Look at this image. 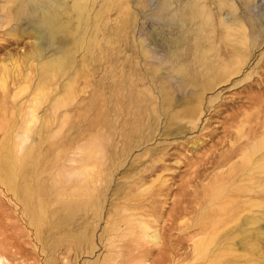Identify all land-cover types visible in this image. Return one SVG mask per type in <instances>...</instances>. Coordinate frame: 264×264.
I'll list each match as a JSON object with an SVG mask.
<instances>
[{"label":"rangeland","instance_id":"obj_1","mask_svg":"<svg viewBox=\"0 0 264 264\" xmlns=\"http://www.w3.org/2000/svg\"><path fill=\"white\" fill-rule=\"evenodd\" d=\"M4 144L0 264H264V0H0Z\"/></svg>","mask_w":264,"mask_h":264},{"label":"bare ground","instance_id":"obj_2","mask_svg":"<svg viewBox=\"0 0 264 264\" xmlns=\"http://www.w3.org/2000/svg\"><path fill=\"white\" fill-rule=\"evenodd\" d=\"M33 113H34V108L31 107L30 108V114L32 115ZM29 117L30 118H33L31 116H29ZM30 130H31L30 127H26L25 128L24 134L22 136V138H23L24 141H26L28 139L27 133ZM93 145L96 146L95 144H93ZM4 148H5V144L3 145L2 150L0 152V174L3 175V176H5L4 179L7 181V184L10 187H14L13 182L11 181V179L10 178L9 179L7 178V175L8 176L12 175V173L14 171V165H13V163H11V159L8 158L9 156H7V155L4 154L5 153L4 152L5 151ZM84 150H85V155L83 156L82 163H81L82 164V170H85V167H87L90 164H92V162L94 161L93 158H95L97 156L98 151H99L98 146L96 148L93 147V148H90V149L85 148ZM249 184H250V182H249ZM220 195H222V194H220ZM250 206H252V205L250 204ZM236 208H237L236 204L233 201L230 200L229 203L221 204L220 211L222 212V214L224 216H227L228 214L233 213L236 210Z\"/></svg>","mask_w":264,"mask_h":264}]
</instances>
